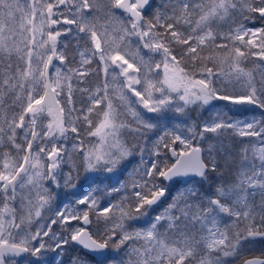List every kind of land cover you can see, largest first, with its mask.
I'll list each match as a JSON object with an SVG mask.
<instances>
[{
  "label": "snow or ice",
  "instance_id": "snow-or-ice-1",
  "mask_svg": "<svg viewBox=\"0 0 264 264\" xmlns=\"http://www.w3.org/2000/svg\"><path fill=\"white\" fill-rule=\"evenodd\" d=\"M149 8L150 0H0V149L17 153L0 151V264H49V253H55L51 264H64V250L72 243L97 264H225L229 257L264 264V249L246 255L257 238L264 239V27H245L255 18L264 21V0H172L151 18L145 15ZM221 22H230L223 34ZM133 39L136 47L130 50ZM249 61L251 69L243 66ZM93 75L103 77L94 90L74 88ZM74 91L86 98V106L75 107ZM129 96L145 116L157 115L145 119ZM6 97L11 103H4ZM191 106L214 115L183 130L161 123L168 117L159 114L183 115ZM8 108L18 111L9 117ZM224 108L259 110L261 116L228 117ZM158 125L165 130L148 149L151 162L143 164L145 149L122 140V131L147 143V133ZM81 126L97 144L85 147ZM225 132L257 138L260 146L242 147L234 153L238 159L219 165L214 153L222 148L225 156L232 153L222 142L206 147L201 142L206 134L219 142ZM70 137L79 165L64 155ZM135 151L143 164L139 179L123 182L117 176L119 186L111 188L131 195L101 208V189L93 185L112 180ZM64 163L71 167L68 173L61 170ZM225 166L235 168L232 182L220 184L215 198L185 188L147 228L136 227L167 197L172 183L205 178ZM80 169L85 183L77 189ZM61 180L64 188L82 193L75 204L83 209L65 204L40 223L42 210L51 211L56 200L45 182L59 188ZM17 201L23 213L18 223L11 207ZM222 215L231 218L223 228ZM34 220L39 226L32 231ZM53 225L60 231L53 232ZM72 264L87 261L73 257Z\"/></svg>",
  "mask_w": 264,
  "mask_h": 264
},
{
  "label": "rangeland",
  "instance_id": "rangeland-1",
  "mask_svg": "<svg viewBox=\"0 0 264 264\" xmlns=\"http://www.w3.org/2000/svg\"><path fill=\"white\" fill-rule=\"evenodd\" d=\"M24 2H25V0H21L22 4ZM157 6L158 5H155V7L154 8L152 7V8L154 10H156ZM117 15H119V13H117ZM221 23L223 24L225 22H221ZM229 23L230 22H227L226 26H229ZM245 27L248 28V29L255 30L257 28H260L261 26L257 27V26H253V25H249V24L246 25L245 24ZM227 31H228V29H227ZM62 39H64V38H62ZM69 39H70V37H69ZM65 42H68V40H66ZM218 42L220 43L221 41H218ZM71 43L74 44L75 41L73 40V41H71ZM135 47H136L135 39H133V41H132V49H130V50H134ZM143 54H144V52L142 51L141 55H143ZM147 58L148 57L145 56V59H147ZM154 59L155 60H159V57H154ZM130 62H132V61H130ZM54 63H55V61H54ZM69 66H74V65H69ZM243 66L246 67L247 69H251V68L254 67V64L250 61V62L246 63ZM95 67L96 66H95V63H94L93 64V68H95ZM150 78L155 79V77H151V76H150ZM102 80H103L102 75H93V76L88 77V80H87L86 83H82V84H79V85H76L74 83V88L75 87H79V88H86L87 87V88H90V89L94 90L97 86H99L101 84ZM129 100L132 102V107L136 111L140 112L141 115L144 116L145 119H148L150 116L157 115V114L149 113L148 115L145 116L144 112L141 111V107L142 106L137 107L134 98L131 97V96H129ZM73 102H74L75 107L77 109H79L81 107H84L83 106V102L86 103V98L82 97L81 93L74 91V93H73ZM4 103L5 104L11 103L10 98L6 97ZM114 103H115V101H114ZM232 107H234V106H232ZM248 107L251 108V106H248ZM222 110L227 113L228 117H235V118H238V119H250L253 116H255L256 118H259L261 116V112L259 110H253V111H247L246 110L247 111L246 113H240V114H239V112L240 111H244L245 109L242 108V109L238 110L239 112L238 111H229L227 108H224ZM5 111L7 112V114L10 117L12 112L13 111H18V109L8 108V109H5ZM121 111L122 112L126 111V109H121ZM76 115H80V113L77 112ZM159 115L168 117V119L162 120L161 123L166 125L169 130H174V126L175 127H179L181 130H183L186 127H191L193 124H196V125L201 124L202 121L208 120V118L210 116L214 115V113L211 112V111H205L203 109L195 108V106H191L187 110V113L183 114V115L182 114H177V113H175L173 111H169V112H166V113H161ZM177 115H180L181 118L178 119V120L177 119H172V117H175ZM93 119L96 120L97 117H93ZM123 120H124L125 123L131 124V126L133 128H135L136 125L131 122V118L130 117L124 116ZM46 122L47 121H45V123ZM152 122L156 123L155 120H153ZM164 130H165L164 128H162V127H160L158 125V127L156 129H153L151 132L147 133V136L144 138V139L147 140V143H143L141 138H139V137H134V141L129 140V138H131L133 136V134L131 132L127 131V130H123L122 131V134H121L120 138L122 140H124V141H131L133 143H138L140 145V147L144 148L145 151L143 153V164H147V163L151 162V160L149 159V157L151 156V152L148 151V149H151L153 147V144L157 141L159 136H161L163 134ZM231 136H234V134L231 133V132H225L223 134L222 138H221V141H219V142H225V145L227 146V142L231 143V141H232ZM80 139L84 141L85 147H89L91 145H95V144L98 143L97 139H94V138L93 139H89V138L86 137L84 128H81ZM166 140H167V138L165 139L164 142H166ZM237 141L241 142V144H242L241 148L242 147H253V146L259 147L260 146L258 144L257 138H251V137H243L242 138V137L237 136ZM73 142H74L73 138L70 137L68 141L63 143L64 148L67 150L64 153V155H65L66 159L70 155L71 156V160L73 162H75L77 165H79L81 158H80L78 153L72 151ZM202 143H204V145ZM207 144H213V145L217 144V140L212 138V134H206L205 141L201 142V146H203V147H206ZM56 146L60 147L61 146V142L57 141L56 142ZM48 147L50 148L51 145H48ZM34 148H35V145H34ZM0 151L9 152L11 154V157H15L17 155V153L14 152L10 147H5L3 149H0ZM160 151L163 153L164 149H160ZM213 155H214V158L217 160L216 153H214ZM157 159H159V158H157ZM143 164H142V160H141V153L139 151H135L132 156L126 158L118 166V168L116 170V173L113 174V179L112 180H106V181L103 182V184H100L99 181H98L96 185H93V187H99L101 189V191H99L97 193V196L99 198V204H100L101 208L107 206L109 203L119 202L120 199H121V196H123V195H129V196L131 195L130 191H128L127 193H124V192H121V193L111 192V188L119 186L118 183L116 182V177L117 176H118L119 181H123V182H127V181H129L131 179H137L138 180L139 179V175H137V170H141L143 168ZM0 170H2V169H0ZM61 170H62L63 173H68L69 171H71V167H70L69 163L62 164L61 165ZM220 171H216V172H211L210 171V175H212L214 173L213 175L215 177H218L221 180L220 184H222V183H225L226 181H223L222 180L223 178L220 177L221 173H222ZM73 175H75V173H73ZM57 179L59 180L60 177H57ZM208 179H209V177H207V180ZM156 182L160 183L162 186H165L163 183H161L160 180H158ZM231 182L232 181L230 180L228 183H231ZM84 183H85L84 174H83V171L81 170V177H80V180L77 182V189H79ZM219 185H217V187ZM45 187H48V188L51 189L53 194L56 196V200L51 205V209H52L51 211L42 210V215L45 217V219L40 220L39 221L40 223H47L48 222V220H47L48 217H53L54 218L55 211H57L60 208H62L63 205H65V204H68V205L72 206L73 208H77L78 207L79 209H83V205L77 206L75 204V201L78 200L79 198H81L82 193H79L76 189L64 188L62 180H61V187H59V188L55 187L51 182H45ZM210 198H212V197H210ZM259 201H260V196L258 194L256 196V198H255V202L258 204ZM167 206H168V204H165L160 210H158V212L159 213L163 212V210ZM11 207L16 209V212H17V223H18L19 222V217L21 215H23V213L20 211V203H19V201L13 203L11 205ZM150 212H151V210L148 212L146 217H142L141 219L145 220L146 222H148V220L150 219V217H149V215L151 214ZM227 217H228L227 215H222L220 217V226L222 228L224 227V225L229 224V223H224V219H226ZM71 223L74 226H80L78 224H75V221H72ZM38 226H39V224L34 220L30 227H31L32 231H35ZM148 226H149V224L146 227H148ZM52 230H53V232L60 231V229L58 228L57 225H53L52 226ZM159 231L163 232V231H165V228L161 227ZM259 241L263 242L264 239L262 240L260 238H257L256 242L253 245H251V247L255 248L257 245H259ZM261 246H264V243ZM259 248H262V247H259ZM54 257H55V253H49L48 254L49 262H51ZM230 259H232V258L231 257L225 258V264H228L227 261L230 260Z\"/></svg>",
  "mask_w": 264,
  "mask_h": 264
},
{
  "label": "trees",
  "instance_id": "trees-1",
  "mask_svg": "<svg viewBox=\"0 0 264 264\" xmlns=\"http://www.w3.org/2000/svg\"><path fill=\"white\" fill-rule=\"evenodd\" d=\"M171 2H172V0H155L152 4L151 8L148 10V12L145 13V15L148 16L149 18H151V15L153 13H155L156 11L164 12L165 7L168 6ZM155 5H158L156 10L153 9L155 7ZM237 19H239V18H237ZM247 24L257 26V27L258 26L264 27V21L260 20L259 18H255L254 21L248 22V23H246V25ZM222 25L223 26L220 27L219 31L223 34L227 31L228 26H226V22L223 23ZM218 41H221V40H218ZM218 41H217V43H219ZM224 42L225 41H221L220 43H224ZM209 66H211V65H209ZM85 105H86V103L83 102V106H85ZM244 112H247V111L245 110ZM240 113H241V111L239 112V114ZM81 128H84V127L81 126ZM132 138H134V135L132 136ZM231 138H232V141H231V143L227 142V146L225 145V142H222V144L232 153V155L225 156L224 150L222 148L219 153H216L217 162L219 165H225L226 159L227 160L238 159L234 156V153H236L240 150L242 144H241V142L237 141V136L234 135V136H231ZM168 142L169 141L166 140L165 143H168ZM218 143H221V142L217 141V144ZM202 144L204 145V143H202ZM81 170L82 169H80V172H81ZM218 171L222 172L221 176H220L221 178H223L222 180L226 181L228 183L230 180L232 181L231 173L235 171V168L229 169L228 167L225 166V167L219 168ZM213 174L210 175V171H209L205 178H200V179L194 178L192 180H189V182L186 184L183 182L172 183L170 191H169L168 196H167V199L165 200L166 202H164V204L171 203L172 197L177 195L178 191H182L183 189L190 188V187H195L197 189L198 193L200 194V196L204 199H208L209 197H211V195H215L216 187H217V185L220 184L221 180L218 177H215ZM207 177H209L208 180H207ZM160 181L163 184H165V182L163 180H160ZM158 207H160V205H158ZM152 220L153 219H151L150 221H152ZM230 222H231L230 217H227L226 219H224V223H230ZM157 227H158V230H160L161 227L159 225ZM263 243H264V241L263 242L259 241V245H257L256 247L254 246L255 247V248H253L254 251L250 252V253H246V255L260 254L261 250L264 249V246H261ZM259 247H262V248H259ZM121 255H123V253H121ZM73 257H80L83 260L87 261V264H97L96 258L92 257L91 255L87 254L86 252L84 253L82 249L70 244V245L66 246L64 253H63L64 264H72ZM227 263L228 264H240L239 260L233 259V258L228 260ZM49 264H51V262H49Z\"/></svg>",
  "mask_w": 264,
  "mask_h": 264
},
{
  "label": "water",
  "instance_id": "water-1",
  "mask_svg": "<svg viewBox=\"0 0 264 264\" xmlns=\"http://www.w3.org/2000/svg\"><path fill=\"white\" fill-rule=\"evenodd\" d=\"M152 0H150V2H151ZM202 147V146H201Z\"/></svg>",
  "mask_w": 264,
  "mask_h": 264
}]
</instances>
